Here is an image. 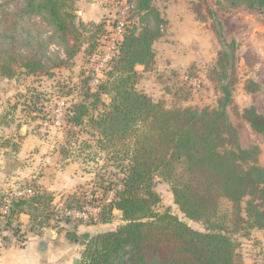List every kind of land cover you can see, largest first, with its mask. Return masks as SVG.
<instances>
[{
    "label": "trees",
    "instance_id": "obj_1",
    "mask_svg": "<svg viewBox=\"0 0 264 264\" xmlns=\"http://www.w3.org/2000/svg\"><path fill=\"white\" fill-rule=\"evenodd\" d=\"M123 1L132 7L130 21L123 28V39L104 79L94 91L89 86L90 78L82 81V100L71 105L65 122L70 128L85 131L89 139L84 144L124 174L112 199L100 201V212L88 224L110 225L114 211L119 212L124 224L83 241L78 232L81 223L67 219L59 222L52 197L35 187L32 196L13 201L9 213L0 214L2 229L22 243L28 233L39 235L51 224H69L64 237L71 243L77 240L83 247L80 264H245L240 243L229 235L241 230L242 237L249 238L254 230H264V169L257 164L256 148L245 150L235 144L236 132L225 110L231 103L228 84L236 82V44H225L220 23L209 11L214 33L224 46L214 69L223 93L218 108H167L163 100L154 102L137 90L141 75L135 70L136 66L144 71L153 69V46L164 36L166 21L154 7V0ZM70 3L7 0L5 5H11L12 10L3 12L0 7V24L4 26L0 32V78L12 80L18 69L27 75L50 76V69L65 62L46 56L49 42L62 44L67 60L75 57L81 48L82 26L76 27ZM217 5L264 13V0H219ZM192 8L199 19L204 18L201 7L192 4ZM36 17L51 29L49 38L43 39L41 27L31 22ZM94 28L100 35L91 32L88 55L97 53L105 31L103 24ZM184 91L193 96L196 85L182 81L172 95L177 97ZM242 116L254 132L264 136V116L254 108L244 109ZM229 143L234 145L232 149L226 147ZM59 153L69 161L76 156L70 141L61 145ZM154 177L169 183L174 203L187 219L204 224L206 233L191 229L169 211L155 212L160 197L153 187ZM109 186L100 185L98 189L106 195ZM83 198L67 197L62 208L81 209L95 201ZM2 199L0 196V205ZM20 215L29 218L25 231Z\"/></svg>",
    "mask_w": 264,
    "mask_h": 264
},
{
    "label": "rangeland",
    "instance_id": "obj_2",
    "mask_svg": "<svg viewBox=\"0 0 264 264\" xmlns=\"http://www.w3.org/2000/svg\"><path fill=\"white\" fill-rule=\"evenodd\" d=\"M6 1L0 0V7L3 12L12 10L11 5H5ZM70 2L69 11L74 16L73 21L78 29L82 26L80 28L82 30L81 48L75 57L70 61L67 60L65 47L56 42H49L46 56L56 57L60 61L65 62L57 68L50 69V76L27 75L24 70L18 69L14 79L6 80L0 78V156H2L0 158L3 162L1 169L3 170L4 167H7V164L12 170L17 168L20 163L22 165L25 164L23 160L21 162L16 157L25 134L41 139L51 137L52 141L55 142L54 146L56 148L59 141H61V145L66 141H70V147H72V151L76 155L72 159V163L78 165L83 176L87 177L85 178L86 184H80L75 187L73 194L64 192L60 197L53 193H46L52 197V206L58 211V213L56 212V219L59 222L67 219L71 223L77 224L79 222L81 226L92 227L88 223L94 220L97 214H93L88 221L69 218L65 214L66 210L69 211V208L63 209V203L67 200V197L74 198L76 196L80 198V195H84L83 199L85 201H91L92 198L95 201L92 203L87 202L88 204L83 207L97 208L98 212H100L101 207L99 205L102 204L100 201L114 196L115 191L120 186L119 179L124 174H121L120 170L115 169L110 163H106L107 161L102 155L94 152V148H90L87 143L84 144V141L89 139V136L86 135L85 131H81L80 128L75 129L66 126L65 115L73 103L82 100L80 87L85 78H90L89 86L92 91L104 79L107 67L116 52L117 46L123 39L124 30L120 35L117 33L118 23L123 20L126 24H129L132 7L123 0L118 2L114 0H70ZM192 4L201 7V14L204 18L199 19L196 16L192 10L194 8H192ZM153 5L166 21L163 31L164 38L160 42L161 45H158L159 47L157 48L159 56L164 53H173L178 54L179 59L187 58L193 62L197 57L201 60V56L198 55L202 49L200 46H208V37L211 40V35L214 38L216 37L213 29L215 24L209 16V11H212L211 6L219 13L232 12L228 11L229 9L225 8L224 5H215L214 0H154ZM233 10L236 15H239L237 18L238 22L227 24L229 19L224 20L226 28L224 35L220 23L225 44L231 42L230 37L235 36L237 38L236 42L234 41L237 45L234 51L233 68V78L236 82L228 84V89L231 92V103L226 106L225 110L228 122L236 132L235 144L245 150L256 148L257 164L264 169V136L254 132L242 116L243 110L249 108H254L257 114L264 116V13H255L243 8ZM214 15L216 14L214 13ZM215 18L219 21L217 16ZM221 20L223 19L221 18ZM31 22H35L41 27L43 39H47L52 35L51 29L41 19L36 17ZM98 24L104 25L105 36L103 35L104 37L100 38L99 46L96 50L97 53L88 55L87 50L91 43L88 41V37L92 34L91 32L96 33L94 27ZM197 25L200 27V32ZM3 28V24H0V32ZM207 30L212 33L210 36ZM96 34L97 36L100 35V33ZM101 41L104 43L102 44ZM194 42H197V44ZM113 44H117L115 50L111 47ZM164 46L166 48H163ZM217 47L220 49L218 53L224 48L221 44L217 45ZM25 50H22V53ZM211 54L213 55V49ZM217 56L218 54L213 58L212 62L209 58L208 60H202L203 62L199 64L194 62L191 65L192 67L190 66L189 71H187L188 73L169 70L166 78H163L162 84L150 87L149 97L154 102L163 100L167 108L186 107V105L198 107L210 105L212 108H218V99L223 96V93L214 70ZM104 57H106V62L101 65L99 62ZM162 58L160 59L161 63L164 61ZM51 64L48 63L47 65L50 66ZM152 71L149 68L146 70V72L150 73ZM182 76H185L184 79L179 78ZM182 81H188L196 85V92H194L193 96H189L184 91L179 96L173 97V90ZM229 81L228 79L225 83ZM105 101L108 102L106 98ZM23 132L25 134H22ZM67 145L69 147V144ZM226 147L232 149L234 145L229 143ZM52 161L54 162V160ZM64 161H67V159ZM16 163L18 164L16 165ZM58 164L64 169L63 163L57 162L56 166ZM67 165H69V159ZM51 170L53 174V167ZM51 178L52 180L54 179L53 176ZM116 184L117 186H115ZM100 185H103V187L110 185V191L103 195L101 189H98ZM21 186L32 189L37 188L42 191L35 182L24 181L23 183L13 184L2 197ZM65 186L67 187L68 185ZM153 187L160 197V202L156 205L155 212L163 213L169 211L191 229L202 233L207 232L204 224L187 219L180 211L179 207L174 203L169 183L162 181L159 177H154ZM81 200H78L79 204H81ZM112 215L111 226L109 224L106 225V228H103L104 230L111 227L114 228L123 223L119 214L113 212ZM56 221L53 220L54 226L57 225ZM57 226L53 227L52 224L46 226L39 235L45 233V231L53 230L58 235L64 236V230L70 228V225L64 222ZM2 227L3 225L0 224V242L3 247L10 244H23L24 241L20 243L21 241L17 240L10 231L2 229ZM23 231L25 230L23 229ZM242 235L243 232L239 230L229 236L240 243V251L245 263L264 262V230H254L249 238H243Z\"/></svg>",
    "mask_w": 264,
    "mask_h": 264
},
{
    "label": "crops",
    "instance_id": "obj_3",
    "mask_svg": "<svg viewBox=\"0 0 264 264\" xmlns=\"http://www.w3.org/2000/svg\"><path fill=\"white\" fill-rule=\"evenodd\" d=\"M218 1L219 0H214V4L217 5ZM211 9L219 19L218 22L221 23L223 35L226 30L223 22L224 20L229 19L227 24L238 22L237 18L239 15H236L235 11L232 9L228 10L232 12L226 13H219L213 6H211ZM223 15L226 17H223ZM221 18L223 20H221ZM198 29L200 32L199 26ZM209 32L210 31H208V34L210 36L212 33ZM211 37L212 40L208 37L209 47L199 43V45H201L200 48H202L198 53V55L201 56V60L197 57L194 62L199 64L203 62L202 60H208V58L212 62L213 58L218 54L220 49L217 47V45H219L217 37L214 38L213 35H211ZM163 38L164 36L153 46L155 53L153 71L150 73L144 71L142 66L135 67V70L141 75L140 81L136 86L137 90L148 96L149 89H151L150 87L162 84L163 78H166L169 70L188 73L187 71H189L192 67L191 65L194 63L187 58L179 59L178 54L164 53L159 56L160 54L157 53V48L161 45L160 42ZM236 39L235 36L230 37V41H235ZM194 43L197 44V42ZM163 48H166V46ZM184 48H186V46H184ZM212 49L213 55L211 54ZM161 57H163L162 59L164 60L162 63L160 60ZM184 77L185 76L179 78L184 79ZM24 132L22 134H25ZM24 136L25 138L21 147L16 153V157L21 160V162H25L24 165L20 163L17 168L12 170L7 164V167H4L2 170L1 164H3V162L1 160L2 156H0V196L7 192L13 184L19 182L23 183L24 181H33L40 190L53 193L57 197H60L64 192H67L66 194H73L75 187L80 184H86L85 178L87 177L83 176L78 165L72 163V161H69V165H67L68 160L64 161L65 159L60 155L59 149L61 141H59L58 147L56 148L54 146L55 142L52 141L51 137L41 139L33 135L30 136L25 134ZM52 160H54V162ZM57 162L63 163L64 169L61 168L59 164L56 166ZM17 164L18 163H16V165ZM52 167L54 171L53 174L51 173ZM51 176L54 177L53 180ZM63 184L68 186L66 187ZM114 212L119 214L117 211ZM28 221L29 218L26 215H20L19 222L23 229H25ZM103 228H106V225H95L92 227L81 226L78 232L80 235L88 233L89 236L92 237L99 232L113 229L112 227L105 230ZM82 250L83 247L80 244L66 241L64 236L58 235L57 232L53 230L45 231V233L41 235H32L28 233L21 245L10 244L9 246L3 247L0 242V264H80ZM255 263L264 264V262L258 261H255Z\"/></svg>",
    "mask_w": 264,
    "mask_h": 264
},
{
    "label": "built area",
    "instance_id": "obj_4",
    "mask_svg": "<svg viewBox=\"0 0 264 264\" xmlns=\"http://www.w3.org/2000/svg\"><path fill=\"white\" fill-rule=\"evenodd\" d=\"M125 24H126L125 21L123 20L119 21L117 26V33L119 35L122 34ZM116 46L117 44H113L111 47L113 50H115ZM105 62H106V57L102 58V60L99 63L101 65H104ZM34 193H35L34 189L23 186L13 189L10 193H8V195L3 197V200L0 205V214L2 215L8 214L10 210V205L13 201L28 198L32 196ZM111 199L112 197L107 199L106 201L109 202ZM97 212H98L97 208L92 209L89 207H82L81 209H69V211L66 210L65 214L68 215L69 218H73V219L77 218L83 221H88L89 218L93 216V214L94 215L98 214Z\"/></svg>",
    "mask_w": 264,
    "mask_h": 264
},
{
    "label": "water",
    "instance_id": "obj_5",
    "mask_svg": "<svg viewBox=\"0 0 264 264\" xmlns=\"http://www.w3.org/2000/svg\"><path fill=\"white\" fill-rule=\"evenodd\" d=\"M123 224H124V222H123ZM80 237H81V239L83 241H88V239H89L90 236H89L88 233H83V234L80 235ZM75 243H78L77 240L75 241Z\"/></svg>",
    "mask_w": 264,
    "mask_h": 264
}]
</instances>
